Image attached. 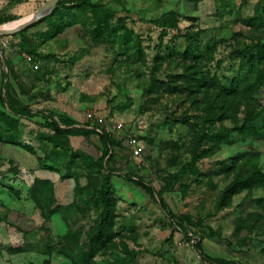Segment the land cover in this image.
Masks as SVG:
<instances>
[{"label": "rangeland", "instance_id": "rangeland-1", "mask_svg": "<svg viewBox=\"0 0 264 264\" xmlns=\"http://www.w3.org/2000/svg\"><path fill=\"white\" fill-rule=\"evenodd\" d=\"M47 1L0 0V26ZM73 1L0 35V264H264V180L224 198L264 174L261 0ZM88 113L110 160L93 133L56 134Z\"/></svg>", "mask_w": 264, "mask_h": 264}, {"label": "trees", "instance_id": "trees-1", "mask_svg": "<svg viewBox=\"0 0 264 264\" xmlns=\"http://www.w3.org/2000/svg\"><path fill=\"white\" fill-rule=\"evenodd\" d=\"M63 0H60V3L57 5L56 8H58L62 3ZM73 3L75 4V6L77 8H81L83 6H87V5H91L90 4V0H75L73 1ZM259 14L261 15V17L264 20V0H261V3L259 5V9H258ZM263 78L264 75L261 73H258L257 75V79L256 82L258 84V86L256 88H259V85L261 86L263 83ZM220 91L218 92L217 95L220 94L221 91H223V88L220 87L219 89ZM234 93V89H232V91ZM11 111L13 113H18V114H24L27 111L22 108V109H11ZM210 117L206 118L205 120H209ZM259 125H240V129L236 128L234 131H239L241 134L244 135H251V136H257L256 134H259V130L257 129ZM261 128H264L263 125L261 126ZM80 130V131H78ZM75 130L73 129L71 126L69 128H65V129H59L58 127L56 128V134L57 136H71V135H78V134H83L84 133H93L95 135H97L99 137V140L104 148V154L108 156V160H110L111 157V149L110 146L112 145L113 141L111 140V138L105 134V133H98L94 130H88V129H78ZM233 131L226 129V128H222L221 130H219L217 133H213V137L212 139L216 142L221 143L222 141L225 142H230L231 141V137L230 134ZM206 134L202 133L201 135V140H203L204 138H206ZM200 158L199 155L197 153H193V157H192V162L189 163L190 166H192L194 164V162ZM185 169H183L181 171V173H185ZM180 173V174H181ZM178 177V175H176L174 178L176 179ZM126 180L134 185H136L137 187H139L141 190H143L145 193L149 194L151 197L153 196V192L152 189L150 187H148L146 184H144L143 182L139 181V180H135L132 179L130 177L126 178ZM264 180V174L262 172H256V173H251L248 176L244 177V178H240V177H236L232 183H230V185L226 188L225 192H224V198L225 199H229L231 196H233L234 194L245 190L246 188H250L253 185L259 184L261 182H263ZM101 198L102 201L105 200L107 201V196L106 194H102L101 193ZM108 225H109V219L107 217V214H105L104 217H102L101 223L98 226V229L96 231V234L94 235L92 242H94L95 245H104L105 243H107L108 241H110V238H108L107 236H105L103 233L106 232L108 230ZM97 247V246H96ZM195 248L200 252V254L202 255V257L206 258V259H210L209 257H207L206 255H204V253L202 252L201 249V243L197 242L195 245ZM213 262L216 263H222L219 260H215V259H210ZM234 264V263H232Z\"/></svg>", "mask_w": 264, "mask_h": 264}, {"label": "built area", "instance_id": "built-area-1", "mask_svg": "<svg viewBox=\"0 0 264 264\" xmlns=\"http://www.w3.org/2000/svg\"><path fill=\"white\" fill-rule=\"evenodd\" d=\"M35 69H37V66H35ZM86 117L88 120L93 121L92 125H94V126H92V125L89 126L90 130H94L100 134L105 132L104 127H103L104 126L103 121H99V120L97 121L94 114H92V113H88L86 115ZM113 128L115 130H120L121 128H123V124L121 122L116 121L113 123ZM128 145L132 148V154L134 157H138L141 154L142 148L138 144H136L134 138L130 137L128 139Z\"/></svg>", "mask_w": 264, "mask_h": 264}, {"label": "water", "instance_id": "water-1", "mask_svg": "<svg viewBox=\"0 0 264 264\" xmlns=\"http://www.w3.org/2000/svg\"><path fill=\"white\" fill-rule=\"evenodd\" d=\"M59 1L60 0H48L39 10H37L34 13V15L31 19L23 22L14 30H10V31L0 30V35H7V34L14 33L16 31H19V30H22V29L28 27L32 23H34V22L38 21L39 19H41L42 17H44L51 10H53L57 6Z\"/></svg>", "mask_w": 264, "mask_h": 264}, {"label": "bare ground", "instance_id": "bare-ground-1", "mask_svg": "<svg viewBox=\"0 0 264 264\" xmlns=\"http://www.w3.org/2000/svg\"><path fill=\"white\" fill-rule=\"evenodd\" d=\"M33 16L28 17L26 19L20 20V21H16V22H12L9 24H5V25H1L0 26V30H6V31H10V30H14L16 29L20 24H22L23 22L31 19Z\"/></svg>", "mask_w": 264, "mask_h": 264}]
</instances>
